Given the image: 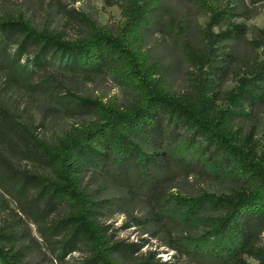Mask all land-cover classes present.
<instances>
[{
  "label": "trees",
  "instance_id": "obj_1",
  "mask_svg": "<svg viewBox=\"0 0 264 264\" xmlns=\"http://www.w3.org/2000/svg\"><path fill=\"white\" fill-rule=\"evenodd\" d=\"M124 17L116 34L80 15L87 30L75 39L36 29L23 13L0 11V264H122L142 244L116 240L106 220L123 204L97 199L92 174L144 200L154 236L191 264H264V150L236 121L264 100V57L217 104V57L244 29L213 33L232 12L212 0H192L209 15L202 49L184 55L198 71L192 88L172 93L163 69L143 49V30L157 0H113ZM108 76L133 100L122 106L80 95L82 83ZM43 117H90L52 140L39 135L32 109ZM212 175L234 184L227 194L185 197L168 187L179 176ZM201 216L210 228L175 238ZM149 221L145 222L146 224ZM77 254V257L74 255ZM175 257V255L173 256ZM133 264H171L150 253Z\"/></svg>",
  "mask_w": 264,
  "mask_h": 264
},
{
  "label": "rangeland",
  "instance_id": "obj_2",
  "mask_svg": "<svg viewBox=\"0 0 264 264\" xmlns=\"http://www.w3.org/2000/svg\"><path fill=\"white\" fill-rule=\"evenodd\" d=\"M233 14L230 24L221 23L212 28L217 34L231 29L232 24L244 29L243 39L225 42V47L217 57L216 101L221 107L227 103L224 94L238 84V78L249 76L255 65L264 57V0H212ZM113 0H0V11L11 14L23 13L33 26L41 30L44 27L62 31L68 39H75L87 30L86 20L98 27H104L116 34L124 17L118 4ZM209 21L208 13L198 8L192 0H157L153 6L149 26L143 30L144 45L151 61L158 62L163 69V80L172 93H185L191 90L193 78L198 71L184 55L187 47L202 49L206 44L204 30ZM80 95L97 97L103 102L115 98L122 106H127L132 95L118 87L110 77L99 76L88 80L79 88ZM247 115L236 121L243 133L250 134L255 150H264V100L246 108ZM39 135L52 140L68 131L72 126L88 123L90 117L66 118L62 116L43 117L38 108L32 109ZM83 185L92 191L97 199H113L122 203V212H113L106 220L116 240L126 243L142 244L132 259H121L122 264H133L136 260L152 254L153 260L171 264H191L187 257L170 249L161 233L154 236V224L150 208L144 200L127 201L125 194L117 187L89 174L84 177ZM234 184L228 178L216 179L212 175H194L176 178L168 187L169 191L179 192L185 197L201 193L221 195L230 192ZM149 221V223H145ZM210 228V220L201 216L197 221L182 226L173 236L197 238ZM258 247L264 248V232L260 236ZM175 255V257H173ZM77 257V254L74 255ZM247 264H257L252 256H243Z\"/></svg>",
  "mask_w": 264,
  "mask_h": 264
}]
</instances>
